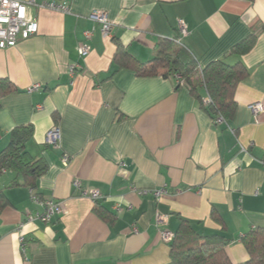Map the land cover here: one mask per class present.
<instances>
[{"label": "crops", "instance_id": "1", "mask_svg": "<svg viewBox=\"0 0 264 264\" xmlns=\"http://www.w3.org/2000/svg\"><path fill=\"white\" fill-rule=\"evenodd\" d=\"M66 1L68 14L29 9L37 34L0 50V78L16 89L1 102L0 152L14 128L31 125L26 148L48 166L35 193L61 207L48 223L36 219L43 209L31 189L9 187L14 175L4 172L0 264H168L161 231L174 234L181 220L199 235H225L230 261L246 262L242 238L264 228V0ZM94 11L107 13L111 37L88 20ZM92 29L81 59L77 44ZM251 34L227 123L214 124L175 78L137 76L113 61L120 48L148 65L159 39H177L203 69ZM256 103L263 112L253 116ZM54 129L56 146L47 142ZM87 190L102 198L81 196Z\"/></svg>", "mask_w": 264, "mask_h": 264}, {"label": "trees", "instance_id": "2", "mask_svg": "<svg viewBox=\"0 0 264 264\" xmlns=\"http://www.w3.org/2000/svg\"><path fill=\"white\" fill-rule=\"evenodd\" d=\"M255 40L256 34H251L235 44L224 58L209 63L203 69L177 43V39H159L148 65L137 62L120 48L117 49L113 61L120 68L132 70L137 76L178 77L177 85L180 87L182 84L187 88L214 124L217 118L227 123L236 109V88L247 75L240 58L252 49ZM228 57H236L238 61L229 64L226 61ZM15 92V87L8 79L0 78V106L5 97ZM203 96L210 101L205 104ZM32 137L31 125L13 129L9 143L0 152V177L4 172H10L14 177L9 187L19 185L20 180V185L35 193L37 180L46 173L48 166L43 158L33 156L27 150L26 146ZM6 205L7 200L0 189V211ZM95 211L101 219H106L101 207H97ZM227 244L225 235H199L187 221L181 220L169 242L168 264H233L225 251ZM242 245L248 259L241 264H264V228L250 230L242 238Z\"/></svg>", "mask_w": 264, "mask_h": 264}, {"label": "built area", "instance_id": "3", "mask_svg": "<svg viewBox=\"0 0 264 264\" xmlns=\"http://www.w3.org/2000/svg\"><path fill=\"white\" fill-rule=\"evenodd\" d=\"M36 8L40 10H47L50 12H57L60 14H68L70 11V4L68 1H44V0H0V50L15 47L20 40H26L34 36L38 32V25L35 21L28 17V10ZM88 20L100 27V33L104 38L111 37L114 24L109 20L108 15L104 11H94L88 16ZM178 32L181 36H185L187 31L182 22H178ZM93 35V29L83 33V39L77 44V55L79 58H86L90 53L89 42ZM178 43V40H177ZM76 66L70 67V74L73 75ZM178 80V77H175ZM40 89L39 84H34L28 88L27 93L31 94ZM210 100L206 97L203 102L206 104ZM249 110L253 116L259 115L263 112V106L260 103L252 104ZM216 124L223 123L221 118H217ZM58 140V132L56 129L50 131L47 135V142L56 146ZM63 159V163H66ZM74 188H80L79 180L72 182ZM150 192H142V194ZM155 197H158L163 191L151 192ZM81 196L87 197L92 201H99L102 196L98 191L87 190L81 192ZM32 201L43 209L41 214L36 215V219L43 223L50 222L53 216L61 213L59 203L53 200H43L36 193L31 190ZM31 220V218H30ZM157 224L163 222V218L159 215L156 217ZM161 238L164 242H170L173 234L169 231L162 230ZM22 242V239L20 238Z\"/></svg>", "mask_w": 264, "mask_h": 264}, {"label": "rangeland", "instance_id": "4", "mask_svg": "<svg viewBox=\"0 0 264 264\" xmlns=\"http://www.w3.org/2000/svg\"><path fill=\"white\" fill-rule=\"evenodd\" d=\"M60 14V13H59Z\"/></svg>", "mask_w": 264, "mask_h": 264}]
</instances>
